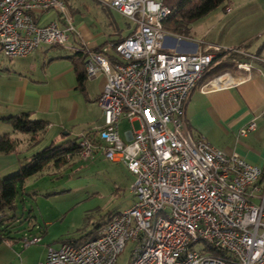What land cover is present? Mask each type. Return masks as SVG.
<instances>
[{
    "label": "built area",
    "instance_id": "2783aa9c",
    "mask_svg": "<svg viewBox=\"0 0 264 264\" xmlns=\"http://www.w3.org/2000/svg\"><path fill=\"white\" fill-rule=\"evenodd\" d=\"M99 1L135 29L97 50L76 46L85 53L87 78L106 77L98 96L104 122L94 138L82 134L81 153L101 148L106 158L124 163L136 175V199L114 213L99 236L50 247L39 264H116L128 242L134 243L128 264H264V167L225 153L204 134L194 137L186 119L192 90L221 58L238 54L236 68L247 72L240 77L246 80L254 62L264 63V49L252 53L201 40L199 50L178 52L165 46L173 34L164 27L173 13L165 0ZM50 10L64 27L39 23ZM70 35L78 30L64 0H0V48L7 57L27 56L43 44L64 46ZM224 74L201 90L225 82ZM123 121L130 127L121 132ZM255 127L252 121L241 133Z\"/></svg>",
    "mask_w": 264,
    "mask_h": 264
},
{
    "label": "rangeland",
    "instance_id": "374dc122",
    "mask_svg": "<svg viewBox=\"0 0 264 264\" xmlns=\"http://www.w3.org/2000/svg\"><path fill=\"white\" fill-rule=\"evenodd\" d=\"M68 1L72 8L73 24L83 21L82 29L91 32L98 42L109 39L104 45L118 38L119 34L127 36L135 29L133 21L117 12L106 11L97 0ZM229 2L226 0L208 14L189 23L184 33V37L189 39H182L199 44L204 36L208 43L216 38H224L234 43L224 45L225 48L247 45L253 53H257L264 45V34L252 33L250 27L255 23L259 1L245 4L228 16L224 7ZM59 24L64 27L61 21ZM212 25L214 27L209 32ZM73 37L70 35L71 39L64 46L43 44L44 50L38 49L27 57L9 58L0 50V100L4 99V87L18 80L20 74L39 81L42 84L36 89L54 94V103L59 104L60 110L67 117L74 118H71L73 121L69 127L73 132L69 137L85 134L93 130L95 124L101 126L104 122V117L97 120L100 117L99 109L91 105L93 102L87 99L81 88H76L75 74L68 71L72 62L63 56L73 53V50L67 48L75 43ZM108 53L114 54L113 49L110 48ZM231 55L220 61L227 59L236 67L234 59H239V55ZM3 108L0 102V112ZM95 111L97 117H94ZM134 125L138 127L137 123ZM128 127L130 124L123 121L120 124L121 132ZM50 131L48 128L43 132L34 145L29 143L30 134L12 133L21 138L20 152L24 156L26 152L29 155L49 145L56 136L52 134L55 132ZM59 132L64 131L58 129ZM135 178L136 175L124 163L106 158L101 148L88 155L81 153L61 167L48 165L28 177L23 187H18L15 207L6 210L8 216L14 217L10 238L0 245V264H39L46 259L50 247L59 248L63 243L92 237L114 213L134 204L136 197L131 186ZM35 235L41 241L25 245L23 239ZM133 248L134 243L128 242L119 253L116 264H128Z\"/></svg>",
    "mask_w": 264,
    "mask_h": 264
},
{
    "label": "crops",
    "instance_id": "0c3cea01",
    "mask_svg": "<svg viewBox=\"0 0 264 264\" xmlns=\"http://www.w3.org/2000/svg\"><path fill=\"white\" fill-rule=\"evenodd\" d=\"M64 1L70 10H72L71 6H69L70 2L68 0ZM97 1L101 3L99 0ZM255 1L257 0H230L229 4L225 5L224 10L228 13V16L233 15L239 7L245 4H251ZM258 1L259 8L255 13L256 15L254 14V19L256 20L252 27H250V32L264 34V0ZM102 6L110 13L113 11L119 13L103 4ZM121 15L124 16L123 14ZM252 16L253 15H251V17ZM59 18L60 15L56 11H45L40 14L39 23L47 24L55 21L59 24V21H61ZM74 24L78 30V35H73L75 43L67 47L69 50H73V53L63 57L71 60L72 67L68 66V71L71 70L75 74V81L77 83L76 88H81L82 92L86 94L87 99L93 102L91 105L94 106L96 110L99 109L100 117L98 116L99 118H97V120H101L104 116L103 110L98 103V96L104 87L106 77L103 73H99L94 78H87L84 87H79L77 72L85 70V60H83L81 56L76 55V46L80 43H85L88 47L97 50L109 39L98 42L91 32L82 29L84 25L83 21H78ZM213 27L214 25L210 26L209 32ZM173 34L166 37L165 46L168 49L186 53L199 50L200 47L198 43L183 40L179 38L183 36ZM127 36L119 34V37L114 40L118 41ZM183 38L189 39L187 37ZM204 39L205 36L203 37V40ZM209 43L222 46L234 44L226 41L224 38H216ZM56 46L58 45H53V47ZM38 49L44 50L45 47L40 46L30 54ZM243 49L253 53L247 45H243ZM263 49L264 45L256 52L258 53ZM221 73H225L222 78L225 82H214L203 91L200 88L201 85L211 76L204 77L201 83H199L190 94L186 104V119L191 134L194 137L199 134H204L213 145L222 149L225 153L237 154L251 164L264 167V63L254 62V68L250 73V78L246 80H241L240 77L248 76L247 72L239 70L234 65ZM18 77L19 81L14 80L13 83H9L4 87V99L0 100L4 106L3 110L0 112V133H10L13 137L21 140V138L13 134L19 131H15L12 125L5 120V117L21 114L23 112H30L33 118L48 121L47 130L50 128V132H55L52 134L56 135L53 141L57 142V140L60 139V142H62L76 138L69 137L73 132L69 126L74 118L70 116L67 117L63 111L60 110L59 104L54 103V94L39 92L36 88L41 86L42 83L40 84L37 80L21 74L18 75ZM94 117H97L96 111ZM71 118H73V120ZM252 121L256 123V127L246 134H242L241 130ZM94 126L95 127L92 129L98 127L96 124ZM58 129L59 131L63 129L64 132L58 133ZM66 135L68 138H64ZM29 143L30 145L36 144L31 142V134ZM20 147L19 145L16 152L9 154L0 153V176H5L9 174L11 170L17 169V167L23 163L24 159L35 153L27 155L26 153L28 152H26L24 156H22Z\"/></svg>",
    "mask_w": 264,
    "mask_h": 264
},
{
    "label": "trees",
    "instance_id": "16d2710c",
    "mask_svg": "<svg viewBox=\"0 0 264 264\" xmlns=\"http://www.w3.org/2000/svg\"><path fill=\"white\" fill-rule=\"evenodd\" d=\"M225 1L226 0H165V3L172 8L173 13L170 18L165 21L164 27L167 31L184 37L185 30L189 23L208 14ZM76 55L81 56L83 60H85V53L82 50L76 49ZM232 55L230 57H232ZM230 66H233V64L227 59L222 60L215 64L204 77L229 69ZM86 79V70L77 72L79 87H84ZM5 120L12 125L15 131L31 134L32 143H36L40 139L41 134L47 130L49 124L48 121L44 119L33 118L30 112L10 115L5 117ZM94 135H96V130L93 129L86 132L84 137L94 138ZM82 137L83 135H79L67 141H53L42 150L24 159L16 172L0 176V245L10 238V226L14 216H8L6 210L15 207L18 187H23L28 177L42 171L48 165L61 167L67 163L69 164L72 158L81 154L80 139ZM20 144L21 140L13 137L10 133H0V153L9 154L16 152ZM107 222L98 228L93 236L88 239L99 236ZM86 240L75 243H81Z\"/></svg>",
    "mask_w": 264,
    "mask_h": 264
}]
</instances>
